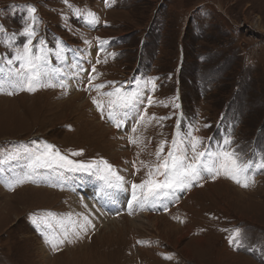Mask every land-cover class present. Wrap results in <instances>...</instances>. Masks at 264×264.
I'll return each mask as SVG.
<instances>
[{"label":"rangeland","instance_id":"obj_1","mask_svg":"<svg viewBox=\"0 0 264 264\" xmlns=\"http://www.w3.org/2000/svg\"><path fill=\"white\" fill-rule=\"evenodd\" d=\"M0 264H264V0H0Z\"/></svg>","mask_w":264,"mask_h":264},{"label":"bare ground","instance_id":"obj_2","mask_svg":"<svg viewBox=\"0 0 264 264\" xmlns=\"http://www.w3.org/2000/svg\"><path fill=\"white\" fill-rule=\"evenodd\" d=\"M226 160H227V158H226ZM228 167H229V165L227 164V161H225V159L222 158L221 162L219 163V168L222 171V174L223 175L224 174H229V173H226V170H227ZM235 177L238 178V179H240L241 178V175H235ZM195 191L196 190H194L193 192H195ZM152 216H154V215H151V214H144L142 216L141 215H139V216L137 215L135 220H137L140 224H145V223H147V224H153L154 222H157V221L154 220V218ZM198 240H202V239H198Z\"/></svg>","mask_w":264,"mask_h":264}]
</instances>
